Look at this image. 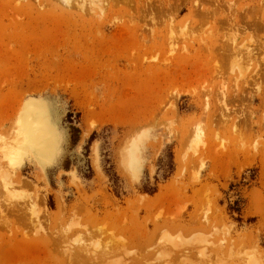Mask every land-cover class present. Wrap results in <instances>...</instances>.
I'll return each mask as SVG.
<instances>
[{"label": "rangeland", "instance_id": "obj_1", "mask_svg": "<svg viewBox=\"0 0 264 264\" xmlns=\"http://www.w3.org/2000/svg\"><path fill=\"white\" fill-rule=\"evenodd\" d=\"M195 1L0 0V264H264V0Z\"/></svg>", "mask_w": 264, "mask_h": 264}, {"label": "bare ground", "instance_id": "obj_2", "mask_svg": "<svg viewBox=\"0 0 264 264\" xmlns=\"http://www.w3.org/2000/svg\"><path fill=\"white\" fill-rule=\"evenodd\" d=\"M64 2L71 9H72V7L73 8H78V9H80L82 11L87 12V13L96 14V15H100V16L101 15L103 16L104 14H106V11H108V7H109L108 0H64ZM173 46H175V45L173 44ZM173 46L170 47L171 49H169V50H171L170 52H172V53L175 50V48ZM25 112H26V114L23 116V119H22V125H23V127H26L27 128L29 126H33V127H35V128L38 129V132H37V135H36V141L38 143V148H39L38 149V152H39V154L47 155L48 153H50V150H51V143H50V140H49V138H51V136H49L47 133H44L42 130H40L38 128L37 125H35V123L33 122V116L30 113V111L27 110ZM43 123H44V120L42 118V120H41V122H39V124L42 125ZM31 136H32V134H31ZM196 136L197 137H200L201 136V133L197 132L196 133ZM5 188L6 189L9 188V190H10V187L7 186V184H5Z\"/></svg>", "mask_w": 264, "mask_h": 264}, {"label": "trees", "instance_id": "obj_3", "mask_svg": "<svg viewBox=\"0 0 264 264\" xmlns=\"http://www.w3.org/2000/svg\"><path fill=\"white\" fill-rule=\"evenodd\" d=\"M156 190V189H155ZM155 190H153V192H155Z\"/></svg>", "mask_w": 264, "mask_h": 264}]
</instances>
